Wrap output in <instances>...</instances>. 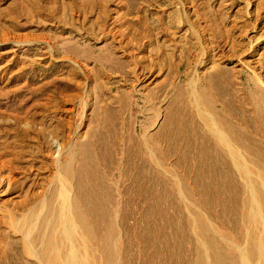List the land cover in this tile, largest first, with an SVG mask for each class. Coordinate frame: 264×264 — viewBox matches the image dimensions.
Masks as SVG:
<instances>
[{
    "label": "rangeland",
    "instance_id": "obj_1",
    "mask_svg": "<svg viewBox=\"0 0 264 264\" xmlns=\"http://www.w3.org/2000/svg\"><path fill=\"white\" fill-rule=\"evenodd\" d=\"M56 190L84 196L80 264H198L214 240L242 264L264 237L245 220L264 191V0H0V264L48 263Z\"/></svg>",
    "mask_w": 264,
    "mask_h": 264
},
{
    "label": "bare ground",
    "instance_id": "obj_2",
    "mask_svg": "<svg viewBox=\"0 0 264 264\" xmlns=\"http://www.w3.org/2000/svg\"><path fill=\"white\" fill-rule=\"evenodd\" d=\"M208 116V115H207ZM210 117V116H209ZM224 140V138H221ZM222 140V141H223ZM221 141V140H220ZM225 141V140H224ZM226 144V143H224ZM233 151V150H232ZM236 155V153H234ZM235 155H233V157H236ZM238 157V156H237ZM71 159H73L71 157ZM236 159V158H235ZM74 160V159H73ZM235 161V160H234ZM71 161L70 160V167L68 169H66V177L69 179L71 177H73L75 174L74 172L75 171H72L70 168L72 167L73 168V165L71 164ZM238 164V163H237ZM240 166V165H239ZM82 173V172H81ZM248 173V174H247ZM247 175H249V172H246ZM250 177V176H249ZM246 178V177H245ZM252 178V177H250ZM249 178V179H250ZM251 180V179H250ZM249 180V182H250ZM65 181V180H64ZM247 181V179H246ZM63 182V181H62ZM66 182V181H65ZM248 182V183H249ZM252 182V181H251ZM251 185V188L253 186V183L250 184ZM255 185V184H254ZM80 188V187H79ZM82 188V187H81ZM246 188V187H245ZM250 188V190H251ZM69 189V188H68ZM66 189V190H68ZM249 190V189H248ZM249 190V191H250ZM62 191V189H61ZM69 191V190H68ZM67 191V192H68ZM261 192V193H259ZM259 192H257L255 195H253V198H251V195L249 196L251 199H249V201L246 203V206H245V211H246V221H249V222H252L255 218L256 219H259L262 218L264 219L263 217H259L257 218L256 216L258 215V210H257V214H255V207H256V204L258 205H262V207H264V191L262 193L261 190H259ZM58 191L56 190L53 195L50 197V202H49V206H50V209H51V212H54L56 211L57 214H56V217H57V226H56V231L57 233L54 235V236H51V241H50V246L46 249V255L48 256L49 259H46V261H48L49 264H64V262L67 260L69 261L70 263L68 264H80V259L78 257V252H79V249H77L76 251V256L74 254V250L73 249L74 247H72V249H67V245H70V246H74L76 245V239H77V236L81 235V234H78V230H81L82 233L84 235H86L85 238H92L96 240V235H95V231L93 229V226L91 225L92 223H89L88 219H87V210H85V208L82 207V202H84V196L81 195V194H78L77 196L73 197V198H70L69 200L68 199H64V207L63 205H61V203H59L58 205H55L54 202L56 200V197L58 195ZM70 193V191H69ZM87 193V192H86ZM60 194V193H59ZM255 196V197H254ZM60 197L58 196V199ZM65 198V197H64ZM67 198V197H66ZM93 199V198H92ZM248 199V198H247ZM87 201V200H86ZM93 201V200H92ZM247 201V200H246ZM255 202H257L255 204ZM96 203V202H95ZM93 204V203H92ZM94 205V204H93ZM260 205V206H261ZM259 206V207H260ZM59 209V210H58ZM96 209V208H95ZM260 209V208H258ZM262 209V208H261ZM260 209V210H261ZM61 210V211H60ZM60 211V212H59ZM60 213V215H59ZM260 214V213H259ZM59 215V216H57ZM262 215V214H261ZM260 216V215H259ZM50 218V217H49ZM58 218H60L59 222H58ZM261 221V220H260ZM259 221V223H260ZM47 222V221H46ZM45 222V223H46ZM55 222V221H54ZM254 222V221H253ZM264 222V220H263ZM247 223V222H246ZM24 224V223H22ZM26 227H28L30 224H29V220H26V223H25ZM201 225V224H200ZM249 225V224H248ZM258 224H256L255 227H257ZM264 225V223H263ZM24 226V225H23ZM22 226V227H23ZM203 227V230L202 229H199V230H202L204 231V233L206 232L207 230V226H205V224L203 223L202 224ZM250 226V225H249ZM248 226V230H249V227ZM259 227V226H258ZM261 227V226H260ZM263 227V226H262ZM25 229V228H24ZM209 229V228H208ZM256 229V228H255ZM262 229V228H261ZM264 229V227H263ZM262 229V230H263ZM26 230V229H25ZM252 230V229H251ZM250 231V230H249ZM80 233V232H79ZM207 233V232H206ZM209 233V232H208ZM256 233V231H255ZM260 233V231H259ZM258 234V233H257ZM81 237V236H80ZM83 238V237H82ZM84 238V239H85ZM213 237L211 236V239ZM216 239V238H215ZM74 242V245L72 244V241ZM83 240V239H82ZM88 240V239H87ZM214 240V239H213ZM52 241H55V242H52ZM91 241V240H90ZM215 241V240H214ZM214 241H210L212 244H207V251H208V254L210 255L211 253V256H209L208 254L207 257L210 259V260H207L208 258L206 257V255L203 253L201 256H199L200 260L198 261L199 263L198 264H240V261H238V259L235 257V255H229L227 254L226 255H223L221 253L222 250L220 249H217L219 246H217V243ZM85 242V240H84ZM92 242V241H91ZM78 243V242H77ZM80 243V242H79ZM82 243V242H81ZM90 243V242H88ZM204 244V243H203ZM247 249L248 250V254H247V258H246V255L245 253L242 251L241 254H240V257L242 258L243 261L242 264H252L251 262L249 261H252L251 258L253 257H258L261 259V263H264V254L262 253H259L258 250H257V246L258 244L260 245H263L264 246V237H260V239L257 240V238H251L249 241H247ZM65 245V247H64ZM88 245H91V244H87V247ZM93 245H96V244H93ZM259 245V246H260ZM80 246V245H79ZM200 246H203L202 244ZM86 247V248H87ZM90 247V246H89ZM93 247V246H92ZM91 247V248H92ZM204 247V246H203ZM206 247V245H205ZM81 248V247H80ZM85 248V249H86ZM94 248V247H93ZM259 248V247H258ZM82 249V248H81ZM206 249V248H205ZM260 249V248H259ZM262 249V248H261ZM237 250V249H236ZM263 250V249H262ZM93 253H95L96 251H94V249L91 250ZM204 251V250H202ZM240 251V250H239ZM83 252H84V249H83ZM87 251H85L86 253ZM206 252V250L204 251ZM211 252V253H209ZM227 252V251H226ZM262 252V251H261ZM264 252V251H263ZM97 253V252H96ZM240 253V252H239ZM88 255V253H86ZM92 254V253H91ZM236 254V253H235ZM81 255V254H80ZM79 255V256H80ZM94 255V254H93ZM97 255V254H96ZM239 255V254H237ZM86 256V255H85ZM92 256V255H90ZM111 256L112 254H108L105 256L104 260H107L108 262L110 261L111 259ZM96 257V256H95ZM90 258V257H89ZM207 258V259H206ZM239 258V259H241ZM93 260V259H92ZM87 261V260H86ZM47 263V264H48ZM88 263V262H87ZM86 263V264H87ZM94 263H95V260H94ZM258 263V262H257ZM66 264V263H65ZM84 264V263H82ZM89 264V263H88ZM93 264V263H91Z\"/></svg>",
    "mask_w": 264,
    "mask_h": 264
}]
</instances>
